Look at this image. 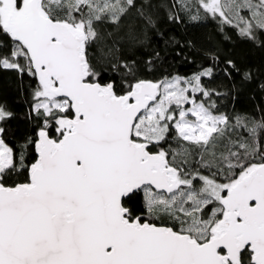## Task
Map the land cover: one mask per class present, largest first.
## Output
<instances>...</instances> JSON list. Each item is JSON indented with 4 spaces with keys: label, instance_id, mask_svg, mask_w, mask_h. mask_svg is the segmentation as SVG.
Instances as JSON below:
<instances>
[{
    "label": "snow or ice",
    "instance_id": "1",
    "mask_svg": "<svg viewBox=\"0 0 264 264\" xmlns=\"http://www.w3.org/2000/svg\"><path fill=\"white\" fill-rule=\"evenodd\" d=\"M197 3L241 37L257 41L264 31V0ZM149 4L0 0V32L10 40L0 44V68L37 81L35 131L13 147L0 127V264H264V117L216 111L212 97L222 93L202 82L215 66L153 80L141 73L158 51L144 69L116 57L121 44L144 43L131 27L119 32L132 9L154 25ZM105 63L123 69L119 82H100ZM220 71L231 79L241 70L227 59ZM12 115L0 104V122ZM236 128L248 136L234 138ZM139 191L137 215L129 203Z\"/></svg>",
    "mask_w": 264,
    "mask_h": 264
},
{
    "label": "trees",
    "instance_id": "2",
    "mask_svg": "<svg viewBox=\"0 0 264 264\" xmlns=\"http://www.w3.org/2000/svg\"><path fill=\"white\" fill-rule=\"evenodd\" d=\"M188 2L191 7L185 9L177 3V0H150V4L145 7L154 21V25L151 26L137 14L136 9H132L122 19L119 34L124 35L131 27L144 34V43L135 48L126 43L121 44L115 56L121 59H134L144 69L148 58L158 51L161 59L156 61L153 70H144L141 73L142 78L153 80L171 75L190 77L204 68L215 66L214 75L203 77L202 82L205 87L222 93L220 96L212 97L217 104L216 111L226 113L230 117L240 114L253 117L257 121L261 120L264 117V88H261V84H264V31L256 30L257 41L241 37L238 29L233 25L222 24L219 16L213 18L206 14L199 7L197 0H188ZM142 5L144 0H137V8ZM170 13L179 16L180 20H170ZM197 13L202 18L191 20V16ZM241 14L250 18V13L247 11ZM100 27L109 32L114 30V26L109 23H104ZM9 43V37L0 32V44ZM7 50V48L3 49L5 52ZM177 52L180 55H176ZM214 55L219 57L218 61L213 59ZM227 59L233 60L241 70L240 73L232 71L231 79L220 71L225 67ZM97 70L100 71L101 83L110 80L119 82V73L123 71V69L114 70L107 63L97 65ZM248 70L252 71V79L244 80L242 75ZM216 76L220 77L221 81L213 83L211 79ZM36 84V79L26 73L20 75L15 70L0 68V104H4L13 114L0 122V127L5 129L3 138L9 146L15 147L35 131L33 120L30 118V109L33 103L32 92ZM195 96L197 100L203 99L199 93ZM171 135H175L174 129ZM232 135L234 138H239L247 137L248 133L243 128H236ZM259 138L264 144V130L260 131ZM28 162H31V158ZM26 177L25 172L23 175L13 176L12 181L23 182ZM143 203L144 193L139 191L129 206L134 205L137 209L136 214L139 215ZM146 218L151 220L150 217Z\"/></svg>",
    "mask_w": 264,
    "mask_h": 264
},
{
    "label": "rangeland",
    "instance_id": "3",
    "mask_svg": "<svg viewBox=\"0 0 264 264\" xmlns=\"http://www.w3.org/2000/svg\"><path fill=\"white\" fill-rule=\"evenodd\" d=\"M211 81H212L213 83L220 82V81H221V78L218 77V76H216V77H213V79H211ZM190 118H192V117H190Z\"/></svg>",
    "mask_w": 264,
    "mask_h": 264
}]
</instances>
